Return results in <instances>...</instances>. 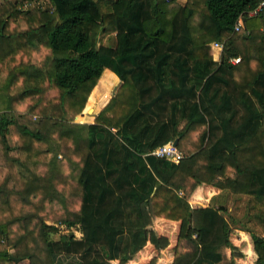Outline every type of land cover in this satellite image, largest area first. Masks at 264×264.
Masks as SVG:
<instances>
[{
  "label": "trees",
  "instance_id": "obj_1",
  "mask_svg": "<svg viewBox=\"0 0 264 264\" xmlns=\"http://www.w3.org/2000/svg\"><path fill=\"white\" fill-rule=\"evenodd\" d=\"M260 1L0 0V264L131 259L147 199L180 222L171 264H235L231 228L264 264ZM106 70L118 89L75 122ZM236 101L245 113L225 114ZM174 138L178 163L151 155ZM202 183L244 200L242 218L192 208Z\"/></svg>",
  "mask_w": 264,
  "mask_h": 264
},
{
  "label": "crops",
  "instance_id": "obj_2",
  "mask_svg": "<svg viewBox=\"0 0 264 264\" xmlns=\"http://www.w3.org/2000/svg\"><path fill=\"white\" fill-rule=\"evenodd\" d=\"M180 1L184 2L185 0H180ZM220 56H221V51L214 49V58L217 60L220 58ZM107 79H109V80H107ZM119 82H120V80L118 79V77L115 74H114L113 79H110V78L105 79L103 77H101L99 79V81L97 82V84L94 87V95L91 96L92 97L91 103L97 104V110L94 111L93 119L98 115L99 111L103 107V106L102 107L100 106V108H98L99 104L101 105L102 101H103V100H101V95L106 93L105 88H111L110 93H111V95H113L115 93V91L113 92V89L116 85L118 87ZM228 90H229L228 94H230L231 96H237V93H235L234 90H231V91H230V89H228ZM91 97H90V99H91ZM234 108H238V110H237L238 116L243 115V113H245V110L236 101V104L231 105L230 110H228V109L225 110V114H230ZM89 109L91 111L92 106H90V108H88V111H89ZM178 113H179V111H178ZM115 131H116V129L113 128L111 130V133L115 134ZM174 139H177V138H174ZM172 142H173V140H172ZM185 146H186V144H183V147H185ZM147 166H149L148 163H147ZM179 192H181V191H179ZM179 192H178V194H179ZM181 195H182V193H181ZM234 200L235 199L233 198V196L226 194L220 188L202 183L201 185H198L194 189V191L192 192V194L188 198V203L192 208H197V207L215 208V207H219V206H227L228 210L230 211L231 208L233 207ZM141 210H142V217H143V222H144V226H145L146 244L131 259L108 260L107 264H163V260H165V257H166V259H168V263H166V264L172 263L173 252H171V251H173V249L175 247L180 222L177 220L162 219V218L156 217L152 212L151 203H150L149 199L145 200L141 204ZM154 226H158L157 227L158 230H156ZM148 228H151L154 231L153 235L150 236ZM159 228H162V230H159ZM160 231H162V232H160ZM237 231L241 232V230H238V229H237ZM242 232H244V231H242ZM168 233H169V235L172 234L170 238L168 237ZM245 236H246V238L247 237L250 238L251 243H252V250H254L253 242H252L250 234L245 232ZM231 242H232V240H231ZM249 246H250V241H248V244L246 245V247H248L247 251H251ZM167 247H170V249L167 250L168 249ZM234 247L235 246L232 242V247L226 248L227 252L231 251L230 254L232 253L234 258H236V257L239 258V260L242 262V264H244L248 259H246V261L244 262L245 259L242 258V254L244 253L243 248L242 247L234 248ZM255 261H256V264H258L257 258L255 259Z\"/></svg>",
  "mask_w": 264,
  "mask_h": 264
},
{
  "label": "rangeland",
  "instance_id": "obj_3",
  "mask_svg": "<svg viewBox=\"0 0 264 264\" xmlns=\"http://www.w3.org/2000/svg\"><path fill=\"white\" fill-rule=\"evenodd\" d=\"M5 32H8V26L7 25L5 27ZM114 37L115 36H114L113 33H102V34L99 35V43L98 44L99 45L100 44L101 45H113L115 43V38ZM213 53H214V49H213ZM102 77L105 78V79L106 78L113 79L114 78V74L111 71L106 70V71H104ZM107 80H109V79H107ZM119 85H120V82L118 84V87H119ZM116 87H117V85L114 88H116ZM118 87L114 91H116L118 89ZM110 89L111 88H105L106 93H104V94L101 95V100H103V101H102V104L101 105L99 104V107L98 108H100V106L101 107L104 106L106 104V102L113 96L110 93ZM92 95H94V88H93L91 94L89 95L88 100L85 103L84 109L82 111L83 112V115H81V113H79L78 115H76V117L74 118V121L75 122H81V123H92V122H94L93 114H94V111L97 110V104H94V103L92 104L91 103L92 105H90V106H92V110L90 112L87 111L88 108H90L88 106L90 104L89 103L90 102V97ZM91 101H92V97H91ZM58 158H61V155L60 154L58 155ZM0 159H1V157H0ZM0 164H1L2 168H3L1 170V176H3L4 173L8 169L5 168V165H4L3 161ZM229 212H231L232 215H234L237 218H242V215L245 213V202H244V200H234L233 207L231 208V210ZM159 218H162V217H159ZM162 219H165V218H162ZM58 226L60 228V225H58ZM154 227H155L156 230H158V228H157L158 226H154ZM148 229H149L148 231H149L150 236L153 235L154 234V231L151 228H148ZM60 230H61V228H60ZM159 230H162V228H159ZM242 231L243 230H241V232H239V231H237L236 228H231V237H230V239L232 240V242H233V244L235 246L234 248H240V247L243 248L244 253L242 254V258L245 259L244 262L246 261V259H248L244 264H256V261H255L256 254L254 253V250H252L251 240H250L249 237L246 238V236H245V232L246 231H244V232H242ZM74 232H75L76 235L79 234V232L76 230V228H74ZM160 232H162V231H160ZM171 235H169V233H168V237L169 238L171 237ZM248 241H250V246L249 247H250L251 251H247V248L248 247H246V245L248 244ZM167 248H168L167 250L170 249V247H167ZM171 252H173V254H174V249ZM230 252H227V249H226L227 256L228 257L231 256L233 258V260L235 261V264H242V262L239 260V258H237V257L234 258V256L232 255V253L230 254ZM166 263H168V259H166V257H165V260H163V264H166ZM21 264H24V263H21Z\"/></svg>",
  "mask_w": 264,
  "mask_h": 264
},
{
  "label": "built area",
  "instance_id": "obj_4",
  "mask_svg": "<svg viewBox=\"0 0 264 264\" xmlns=\"http://www.w3.org/2000/svg\"><path fill=\"white\" fill-rule=\"evenodd\" d=\"M260 5H264V0L260 1ZM235 29H238V26H235ZM213 49H218L221 51L222 49V43L215 42L212 45ZM239 61V58H233L232 62L236 63ZM151 155L156 156L158 158L166 159L173 163H178L183 158V153L180 151V149L172 143V141H169L157 148H155ZM179 195H181V192H179Z\"/></svg>",
  "mask_w": 264,
  "mask_h": 264
},
{
  "label": "water",
  "instance_id": "obj_5",
  "mask_svg": "<svg viewBox=\"0 0 264 264\" xmlns=\"http://www.w3.org/2000/svg\"><path fill=\"white\" fill-rule=\"evenodd\" d=\"M115 88L113 89V92H114ZM88 111V110H87ZM90 112V110L88 111ZM81 115H83V112H81ZM174 145H176L177 143V139H174L173 142H172ZM16 260H19V258H15Z\"/></svg>",
  "mask_w": 264,
  "mask_h": 264
}]
</instances>
